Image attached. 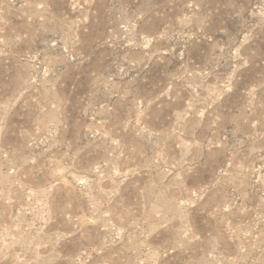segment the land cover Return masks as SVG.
Returning a JSON list of instances; mask_svg holds the SVG:
<instances>
[{
  "label": "rangeland",
  "instance_id": "rangeland-1",
  "mask_svg": "<svg viewBox=\"0 0 264 264\" xmlns=\"http://www.w3.org/2000/svg\"><path fill=\"white\" fill-rule=\"evenodd\" d=\"M0 264H264V0H0Z\"/></svg>",
  "mask_w": 264,
  "mask_h": 264
}]
</instances>
